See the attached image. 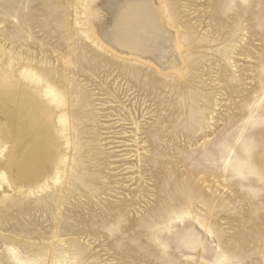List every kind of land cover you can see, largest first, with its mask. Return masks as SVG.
Wrapping results in <instances>:
<instances>
[{
  "label": "rangeland",
  "instance_id": "1",
  "mask_svg": "<svg viewBox=\"0 0 264 264\" xmlns=\"http://www.w3.org/2000/svg\"><path fill=\"white\" fill-rule=\"evenodd\" d=\"M92 1L0 0V41L69 96L81 150L50 190L2 185L0 264H264V0H164L187 35L170 65L125 58Z\"/></svg>",
  "mask_w": 264,
  "mask_h": 264
},
{
  "label": "bare ground",
  "instance_id": "2",
  "mask_svg": "<svg viewBox=\"0 0 264 264\" xmlns=\"http://www.w3.org/2000/svg\"><path fill=\"white\" fill-rule=\"evenodd\" d=\"M78 1L88 6L86 3L89 0ZM98 1L99 5L106 6L110 14L109 24L103 29L104 35L109 44H114L121 53L128 52L127 55L123 54L125 58L139 61L136 54L139 58L143 56L155 61L166 58L170 65L178 57V51L173 52L171 48L172 44L177 40L182 43L181 40L184 41L187 35L183 34L184 31L180 32L178 27L175 32L173 27H170L173 31L169 30L168 23L174 22L171 21L172 13L165 15L168 10L164 0L159 4L154 0ZM88 21L84 24L87 25ZM88 28L92 29L90 26ZM86 30L85 33H88ZM185 52L186 48L182 54ZM165 73L169 74L170 71ZM69 109L67 94L30 69L20 55H12L11 50L0 41V188L6 184L7 188H4L9 189V194L13 193L15 199L50 190L52 185L58 184L63 174L71 173L75 157L71 152L74 150L80 155L81 150L69 138L68 126L74 122ZM8 192H0V204L6 201Z\"/></svg>",
  "mask_w": 264,
  "mask_h": 264
}]
</instances>
